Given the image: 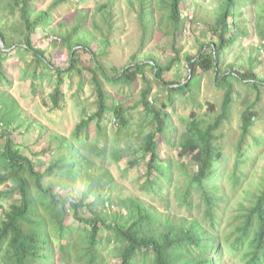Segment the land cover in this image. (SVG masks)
Instances as JSON below:
<instances>
[{
    "label": "trees",
    "instance_id": "trees-1",
    "mask_svg": "<svg viewBox=\"0 0 264 264\" xmlns=\"http://www.w3.org/2000/svg\"><path fill=\"white\" fill-rule=\"evenodd\" d=\"M123 1L128 9L135 10L141 31L139 46L129 59L119 67L104 64L103 56L110 46L117 17L113 11L114 8L121 10L116 7L121 0H105L97 6L99 21L93 17L92 30L84 26L86 14L79 12L74 26L64 33H54L58 38L54 45L68 51L67 66L59 67L46 56V49L34 46L31 39L36 29L42 28L46 35L53 31L49 10L36 8L35 0H0V11L18 16L11 19L10 26L0 21L3 49H20L16 55L23 62L22 77L30 78L33 91L36 82L44 78L53 83L45 101L50 109L59 108L66 96L64 75L72 78L73 74L88 73L96 95V109L87 116L82 112L69 136L46 132L44 148L32 155L24 152L13 142L12 134L20 132L28 136L32 122L26 121L18 100L1 87L11 82L3 67L8 53L3 56L4 50L0 47V185H9L8 189L0 190V200L7 191L18 194V200L3 210L4 218L0 221V264H58L57 253L63 264H111L106 254L116 259L114 264H264V163L256 182L250 189H242L240 200L231 208L235 212L231 215L230 227H219L221 215L230 204L228 191L237 188L244 176L241 168L239 173L236 169L251 158L252 149L259 152L264 146V129L259 135L251 132L256 123L254 118L258 116L256 104L264 88V77L255 70L261 62L259 55L264 53V0H218L212 22L207 21L212 38L201 42L195 54L185 56L189 74L180 82L163 78L171 63L180 59L176 48L173 58L166 63L144 48L156 31L171 33L174 38L184 24L181 8L187 7V0ZM245 7L257 12L253 25L260 44L254 47L257 53L248 50L243 63L237 62L239 52L236 51L244 48L243 39L248 35ZM157 10L160 11L158 20L154 18ZM5 12H0V19L7 17ZM93 39L102 44L103 52L90 49ZM81 52L89 55L91 65L82 63ZM233 52L234 57L229 61L228 55ZM199 68L204 73L211 71L215 86L223 90L221 112H216L214 104L207 103V109L213 112L210 119L209 112L201 117L192 108L185 119V129L180 132L168 107L177 96H183L202 109L195 93ZM147 70L157 83L166 87V102L159 104L157 94L149 98L151 82L145 75ZM139 78L144 86L133 107L141 105L145 118L138 122L137 144L131 149L130 140L125 141L123 148L134 155L128 160L130 166L148 156L144 177L135 178L141 196L115 188L117 182L106 163L97 162L85 152L93 147L92 153L104 155L108 135L102 120L110 113L117 125L110 155L112 160L122 161L123 151L118 144L126 136L120 138L119 134L129 128L130 117L120 100H110L105 84L131 86ZM232 79L252 88L256 96L241 112L235 169L228 174L225 161H221L217 131L232 106ZM92 122L95 123L93 131L90 130ZM124 133L129 137L128 132ZM98 140L104 142L102 148H94ZM161 143L167 148L164 152ZM45 152L49 154L47 160L35 157ZM120 172L125 174L126 170L120 169ZM170 187L178 208L197 207L201 217L160 211L142 197L158 198L170 209L169 197L163 192ZM112 191H116L120 211L109 212L105 208L113 203ZM83 207L90 209L89 218L78 215ZM69 210L84 224L83 228L64 224ZM225 255L227 260L232 262L234 256L236 261L229 263Z\"/></svg>",
    "mask_w": 264,
    "mask_h": 264
},
{
    "label": "rangeland",
    "instance_id": "rangeland-1",
    "mask_svg": "<svg viewBox=\"0 0 264 264\" xmlns=\"http://www.w3.org/2000/svg\"><path fill=\"white\" fill-rule=\"evenodd\" d=\"M105 0H35L36 8L40 10L48 9L50 12V27H52V32L48 35L45 34V31L42 28L36 29L31 33V39L34 46L41 49H46V56L51 60V62L56 66H67L68 62V51L65 48L59 49L54 45L55 40L58 41V38L55 37L57 33H64L68 31L72 26H74V18L77 14L85 13L86 18L84 26L89 30H92V20L96 16V21H99L97 16V6L99 3ZM187 7L181 8V15L184 17V24L175 32L173 38L172 34H164L162 31H156L154 37L151 41L145 44L144 51L147 53L155 54L161 63H166L173 58L176 48L179 52L180 59L179 61L175 60L171 63L170 69L163 74L164 81H183L186 76H188L189 71L187 69V62L185 56L187 54H195L197 48L201 42L205 40H211V34L208 32L207 21L212 22L214 14L213 10L218 4V0H187ZM116 7H120L116 10L114 8V13L116 18L114 20L113 32L110 35L111 43L110 46L106 47L104 53V64L108 66H121L129 59V56L136 51L139 46L140 41V27L137 22L135 10L128 9V6L123 0L120 4H117ZM1 14H4L5 11ZM6 13V12H5ZM245 18L249 22L247 23L248 35L243 39V47L240 51H236L239 55L237 62H245L246 54L248 50L251 49L253 53H257L255 46L260 44V40L254 32L253 19L254 15L257 13L254 9H249L245 7L244 10ZM7 14V13H6ZM156 20L160 17V11L157 10L154 14ZM16 16H8L0 21L5 22V25H11V19H17ZM251 20V22H250ZM166 28V27H164ZM163 28V30H164ZM55 33V34H54ZM97 35V34H96ZM3 49V46H1ZM15 47V46H14ZM92 51L97 53L103 52L102 44L97 40L93 39L89 45ZM1 53L3 56L8 53V59L3 63L4 70L7 72V76L10 79V84L3 83L1 87L8 91L13 97H15L20 106L23 108L24 116L26 121L32 122V127L28 136L23 135L20 132H14L12 134L13 142L19 144L24 152H39L47 144L48 135L45 134H61L69 136L75 126V124L80 120L82 112L84 116L91 114L96 109L95 99L96 95L93 89V85L90 82L88 73H84L83 76L76 74L72 75V78H69L68 75H64L63 91L65 93V98L61 103L59 108L50 109L49 105L45 104V101H48V95L52 90L53 83L48 82L45 78L40 82H36V88L32 90V82L29 77H22L20 67L23 66V62L16 55L20 51L19 48L16 49H3ZM1 51V50H0ZM81 61L85 65H91V60L89 55L85 52L80 53ZM140 57V56H139ZM234 57V52L228 55V60L231 61ZM260 64L256 65L255 70L260 74L261 77H264V53L262 52L259 55ZM43 72H47L46 69ZM197 76V89L195 93L197 94V102L202 104V109L195 107L190 99H185L183 96H177L171 106L168 107V110L171 113V118L173 119L174 124L177 126L180 132L185 129V119L189 116L192 108H195L199 113V116L204 117L205 112H209V116H213V112L207 109V103L214 104L216 106V112H221V101L223 90L215 86L213 81L212 72H202L199 68ZM146 77L151 82V95L149 98H153L157 94V99L159 104L161 102H166L167 99V89L160 82L157 83L149 70L145 72ZM234 86L233 93V102L229 110V114L226 119L223 120L221 127L217 131L218 143L221 146L222 150V160L225 161L227 165V173L235 169V144L240 135V124H241V112L255 100L256 92L246 86L245 84L232 79ZM144 82L139 78L131 86H114L108 82L105 84L106 92L111 96L110 100H120L121 103L126 106V115L130 117L129 128L124 132H128L129 137L124 132L119 134L120 138L126 136L124 141L120 139L118 146L121 148L122 157L120 162L112 160L110 155V147L113 146V138L116 135V124L113 123V118L110 113L104 115L102 124L105 128V131L108 135V141L105 147V152L103 156H98L93 152L92 148H88L85 152L97 162L102 164V161L110 168L117 185L115 188H120L122 191L142 195L138 192L136 187L137 182L135 181L136 177H144V172L146 170V161L148 156H144L143 159H140L137 165L130 166L128 160L134 158V155H131L128 152V149L124 151V142L130 140L131 149L135 146L139 140L138 136V122L145 118V114L142 106H134L136 101L140 97V92ZM256 109L258 110V116L254 118L255 125L252 127L251 132L254 135L262 134L264 129V88H262V93L260 99L257 101ZM212 117H210L211 119ZM213 119V118H212ZM25 121V122H26ZM95 123L92 122L90 125V130H94ZM0 123V131H1ZM117 136V135H116ZM248 140L247 136L245 138ZM104 142L98 140L94 148H102ZM163 152L165 145L161 143ZM170 151V150H169ZM172 153V151H171ZM251 158L245 162H242L236 172L239 173L241 168L244 172V176L241 177L240 183L234 190H229L230 204L227 206L226 211L222 213L220 219L219 227L221 229H228L230 227V218L231 215L235 212L233 209L237 205L238 201L242 195L243 188H251V185L254 184L257 180V174L260 171V166L264 163V146L258 151L256 148L252 149ZM164 156V154H163ZM35 157H40L42 160H47L49 154L39 153ZM221 161L216 164L219 165ZM234 168V169H233ZM120 169H125V174H121ZM120 184V186H119ZM224 185L228 186L227 181H224ZM9 186V185H8ZM7 185H0V190L8 189ZM58 191V189H57ZM110 190H107L109 192ZM173 189H165L164 195L169 197L170 209L166 208L162 201L158 198H151L147 196H142L146 202H149L159 208L160 211H168L176 216H188V217H198L200 218V209L193 207L191 209H186L184 206L177 207L176 203L173 200L172 196ZM61 192V190H59ZM116 191H112V205L108 204L105 208L109 212H116L122 210L117 203L115 196ZM91 198V196H89ZM18 200V194L15 192L7 191L4 193L0 200V221L3 220V210L7 209L10 204L15 203ZM96 208L98 206H95ZM78 215L83 218H89L91 216V211L87 207L80 208L78 210ZM64 224L70 225L72 228L84 227V224L75 218L72 214V211L67 212L65 217ZM109 252L112 253L111 250ZM106 254V253H105ZM233 257V261L227 260L226 255L224 256L225 260L229 263L236 261V258ZM229 258V257H228ZM106 260H109L111 264L116 262V259L110 257L106 254ZM56 261L58 264H63L58 257L56 256ZM74 263V262H73Z\"/></svg>",
    "mask_w": 264,
    "mask_h": 264
},
{
    "label": "water",
    "instance_id": "water-1",
    "mask_svg": "<svg viewBox=\"0 0 264 264\" xmlns=\"http://www.w3.org/2000/svg\"><path fill=\"white\" fill-rule=\"evenodd\" d=\"M0 44H1V46H3V43H2V41L0 40Z\"/></svg>",
    "mask_w": 264,
    "mask_h": 264
}]
</instances>
